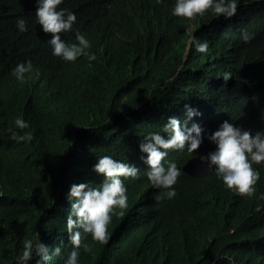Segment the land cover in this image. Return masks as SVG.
<instances>
[{
    "label": "trees",
    "instance_id": "trees-1",
    "mask_svg": "<svg viewBox=\"0 0 264 264\" xmlns=\"http://www.w3.org/2000/svg\"><path fill=\"white\" fill-rule=\"evenodd\" d=\"M75 1L76 7L71 4L63 8H73L78 24L73 29L84 32L91 40L90 50L96 56L91 62L83 56L71 62L54 58L50 46L41 39V50L6 52L4 46L11 49L12 38L23 33L16 27L17 17L27 23L26 12L32 8L26 6H32L33 0H0V83L10 76L7 63L24 62V56L31 59L32 67L34 63L50 66L55 79L62 83L59 92L53 87V92H58L53 95L59 98L46 107L54 115L50 131L57 138L70 135L76 126L93 119L94 112L124 118L131 114L130 125H152L163 100L155 101L145 94V89L160 78H170L172 87L202 92L214 105L239 96L249 77L264 75V0H239V10L232 18H215L206 12L195 17L192 24L172 16L171 9L151 4L154 28L145 36L123 14H117L125 0ZM165 1L171 8L173 1ZM32 25L35 24L27 23V27ZM182 28L206 40L208 50L198 53L188 43L172 47L171 34ZM242 31L252 33L253 38L244 42ZM23 45L29 47L27 43ZM12 87L8 83L1 88L0 103ZM5 108L0 111V264H14L22 251L21 240L37 234L50 248L57 244L61 247V253L44 264H63L72 247L63 224L70 204L61 197L59 186L62 181H70L63 179L64 172L76 166L64 158L63 146L45 144L47 138L37 147L19 150L5 135L14 126V117L20 116L28 121L29 126L22 131L28 129L32 137L29 145L36 142L41 127L34 120V105L10 101ZM39 151H44L39 158L13 159L14 154ZM172 157L181 169L176 186L180 194L154 200L143 211V225L133 228H126L132 218L113 214L104 242L93 241L90 234L82 235L90 251L80 249L79 264H264V207L255 211L257 205L264 206V198H259L264 193V172H259L256 192L241 197L225 188L215 173L213 181L208 174L191 177L184 173L186 153L178 151ZM77 167L81 168L80 158ZM3 192L11 195L4 197ZM133 194L134 190H130L131 202ZM30 264H35V259Z\"/></svg>",
    "mask_w": 264,
    "mask_h": 264
},
{
    "label": "clouds",
    "instance_id": "clouds-1",
    "mask_svg": "<svg viewBox=\"0 0 264 264\" xmlns=\"http://www.w3.org/2000/svg\"><path fill=\"white\" fill-rule=\"evenodd\" d=\"M61 3L62 0H36L35 22L41 25L45 33L52 34L46 41L52 55L69 62L81 56L87 57L90 62L95 60V54L87 51L90 41L84 32L75 29L70 42L61 38V33L73 31L76 21L73 11L57 7ZM238 3L239 0H173L170 14L190 24L195 21V17H202L209 10L215 18L222 15L230 19L237 13ZM15 23L20 32L28 30L23 17H17ZM189 35L188 28L172 33L170 45L178 48L188 43L189 48H194L198 53L208 50L206 40ZM252 38V33L241 32L244 42ZM41 68L49 74L43 82L53 84L58 92L61 91L62 83L55 79L50 66L44 64ZM31 69V61L20 62L14 66L12 74L23 82L25 73ZM224 78H227V74ZM170 81V78H160L151 81L152 87L145 89L146 95L157 102H163L153 124L144 127L148 132L139 140L140 151L129 156L132 163L103 155L90 159L80 158L81 168H78L79 158H75L67 146L61 145L65 148L64 158L76 166L69 173L64 172L63 179L67 177L70 181H62L59 186L61 197L70 204L63 224L67 241L72 247L63 264H79L80 249L90 251L89 244L82 241V235L90 234L93 241L104 242L113 214L132 218L133 221L126 228H133L143 225L140 222L144 216L143 211L154 200L159 202L172 198L177 192L180 194L176 186L181 169L172 157L178 151L187 155L182 164V171L187 175L199 177L208 174L213 181L212 173H215L225 188L241 197H250L256 192L254 186L259 172H264V75L249 77L241 86L239 96L214 105L210 104L204 93L172 87ZM158 83L160 85H156ZM6 85L7 80L0 83V93L1 87ZM21 89L18 98L25 96L24 91L33 90L29 85ZM178 90L183 94L176 95ZM195 118L196 122L193 121ZM131 119L129 114L112 123L127 128H140L130 125L128 121ZM13 125L8 128V132L14 142L32 139L28 132L22 131L29 126L27 120L16 116ZM39 129L34 145L47 138L45 129ZM116 130V127L111 126L109 133H115ZM61 139H64V135ZM18 159L27 161V158ZM138 173L144 183L134 190L131 202L127 178H135ZM259 198H264V193ZM261 207L264 206L257 205L255 211L259 212ZM20 243L22 251L15 257L14 264H30L33 259L35 264H44L61 253L59 244L50 248L39 234L33 238H24Z\"/></svg>",
    "mask_w": 264,
    "mask_h": 264
},
{
    "label": "bare ground",
    "instance_id": "bare-ground-1",
    "mask_svg": "<svg viewBox=\"0 0 264 264\" xmlns=\"http://www.w3.org/2000/svg\"><path fill=\"white\" fill-rule=\"evenodd\" d=\"M69 1L70 0H62V3L57 7L63 8V6L71 4L73 5V8L76 7L75 0H72L71 2ZM151 4L157 5L159 9H171L167 6L165 0H159V2L158 0H125L124 7L120 11H117V14H123V18L129 19L133 28L135 30L140 31L141 34L145 36V34L150 32L154 28H151V26H154V16L151 13V10L149 9H154ZM26 7L32 8V11L26 12L27 23H34L35 25L28 27V30L23 32L20 36L13 37L11 41L14 42V45L11 49H7L4 46V50L8 53H12L15 51L21 54L29 50L34 51L36 48L41 50L42 48H44V46L40 43V39L47 43L46 41L52 35L51 33L45 32L43 34L41 25L35 22L36 0H33L32 6ZM73 8L69 10L73 11ZM237 10H239L238 7ZM140 12L143 16L140 14ZM207 13H211V11L209 10L207 11ZM134 15H136L135 18H133ZM143 19L145 20V22H148V25L147 23L145 24ZM74 26H78L77 17ZM74 30L75 29L68 33H61V38L67 42H70L69 39L75 33ZM93 31L95 32L97 30L93 29ZM89 41L91 48V40L89 39ZM24 43L29 44V47H24ZM31 44L34 45V47L31 48ZM90 48L87 49V51L92 53ZM1 57L6 58L7 55L1 54ZM24 57L26 61L31 60L30 58H28V56ZM53 57L57 58V56ZM17 63L18 62L7 63L8 70L10 71V76L7 81L9 85H12L14 87L9 89L6 93V97L2 99L0 105L3 106V108L0 111L4 112L6 110L5 104L9 103L10 101H17L18 103L26 101L29 104H33V110H35L36 112L34 120L38 124V127H41V129L45 128V131L47 133V141L45 142V144H53L57 146H61L64 144L71 150L75 158H97L103 155H110L115 159L122 160L125 162H131L129 156L136 154L138 151H140L139 140L148 132V130L145 128H127L125 126L113 124V121L118 122L120 119L124 118V116L113 117L112 114L108 116H100L97 112H94L95 117L93 119L87 120L81 126H76L74 131H72L70 135H64V139L55 137L54 134H52V132L50 131L54 115H50L47 112L46 107L55 98H59V95H53L58 94V92H53V84L50 85L52 87L45 88L47 84L43 82L45 80L44 77L49 76V74L46 73V71L43 70L38 64L34 63V66L32 67L31 71L29 73H25V80L23 82H20L12 74V69ZM208 77L212 78L211 75H208ZM26 85L33 87V90L29 91L26 96H21L20 98H18V94L22 92L21 88L25 87ZM3 87L4 86H2L1 88ZM15 89H18V91H15ZM25 92L26 91H24V93ZM203 98H205V96H203ZM14 106L15 104H12V107ZM23 110L29 112L32 109L24 108ZM111 126L117 128L115 133H109ZM27 130L25 132H27ZM133 134L135 135L133 136ZM9 135L10 134L7 133L5 136L10 139ZM111 139L114 140L113 143H111ZM29 142L30 140L27 142L21 141L20 143H16L13 141V143L19 150L38 146L34 144L30 146ZM42 152L44 151L27 152L24 154L20 153L18 155L14 154L13 158L16 159V161H19L18 158H39V154H41ZM142 183H144V179L139 173L135 178H127V188L129 190H135L137 188H140V185ZM10 195V192H3L2 194V196L4 197H9Z\"/></svg>",
    "mask_w": 264,
    "mask_h": 264
}]
</instances>
